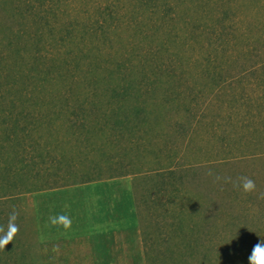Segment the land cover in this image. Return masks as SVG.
<instances>
[{
  "label": "rangeland",
  "instance_id": "obj_1",
  "mask_svg": "<svg viewBox=\"0 0 264 264\" xmlns=\"http://www.w3.org/2000/svg\"><path fill=\"white\" fill-rule=\"evenodd\" d=\"M9 235L0 264H249L264 0H0Z\"/></svg>",
  "mask_w": 264,
  "mask_h": 264
},
{
  "label": "clouds",
  "instance_id": "obj_2",
  "mask_svg": "<svg viewBox=\"0 0 264 264\" xmlns=\"http://www.w3.org/2000/svg\"><path fill=\"white\" fill-rule=\"evenodd\" d=\"M242 188L245 192L251 191L255 188L254 181L249 178H243ZM15 232V228L12 229ZM11 240V235L7 238L0 240V247L7 244ZM249 264H264V239H260L255 245H253L250 255L248 256Z\"/></svg>",
  "mask_w": 264,
  "mask_h": 264
}]
</instances>
